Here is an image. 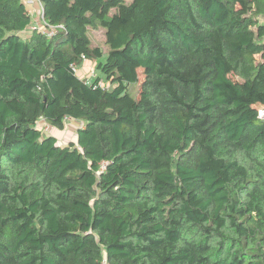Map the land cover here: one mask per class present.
<instances>
[{
    "label": "trees",
    "instance_id": "1",
    "mask_svg": "<svg viewBox=\"0 0 264 264\" xmlns=\"http://www.w3.org/2000/svg\"><path fill=\"white\" fill-rule=\"evenodd\" d=\"M36 1L0 0V264H264V0Z\"/></svg>",
    "mask_w": 264,
    "mask_h": 264
},
{
    "label": "rangeland",
    "instance_id": "2",
    "mask_svg": "<svg viewBox=\"0 0 264 264\" xmlns=\"http://www.w3.org/2000/svg\"><path fill=\"white\" fill-rule=\"evenodd\" d=\"M37 6H35V13L32 12L31 17L33 18V23L32 25H36L39 26L40 28H42V25L40 24L41 20H40V8L38 7V4H36ZM31 10L33 11V7L31 8ZM38 12H39V18H38ZM91 41L93 45H98L103 47V49H106L105 44H104V34H103V30L102 29H94L91 30L89 32ZM143 80V75L141 73V70H139V82L131 89V91L133 92V94H135L136 96H138L139 94V84H141ZM39 123L44 124L43 121H41V119L39 120ZM66 125V124H65ZM69 124H67L66 126H68ZM77 125H75L74 127H67V130L63 131V132H49V134L51 135H56L58 137V141L60 145H67L70 142H75L76 141V133L74 128H76ZM47 127V126H46ZM50 127V126H49ZM43 131H45V129L43 128ZM46 132V131H45ZM58 143V142H57Z\"/></svg>",
    "mask_w": 264,
    "mask_h": 264
},
{
    "label": "built area",
    "instance_id": "3",
    "mask_svg": "<svg viewBox=\"0 0 264 264\" xmlns=\"http://www.w3.org/2000/svg\"><path fill=\"white\" fill-rule=\"evenodd\" d=\"M36 4H38V7H40L39 2H37L36 0H27V6H29L31 8L33 7L35 9V6H37ZM29 11L31 13L32 10H29ZM43 26H44V22H43ZM32 28H36V26L32 27ZM53 32H54V30L50 31L48 33V35L52 34ZM82 59H83L82 66L81 67H73L74 71L81 78L90 79V78L94 77L95 76V68H94L93 63L90 60L86 59L84 56H82ZM100 84L105 85V87H108V84H105V83H102V82ZM258 118L264 122V109L258 110ZM41 121L44 122L43 119H41ZM68 121H70V120L67 119V122ZM37 127L39 129H42V130L44 128L46 132L50 131V129H51V127H49L48 124H46L45 122H44V124H41V123H39V121L37 122Z\"/></svg>",
    "mask_w": 264,
    "mask_h": 264
},
{
    "label": "crops",
    "instance_id": "4",
    "mask_svg": "<svg viewBox=\"0 0 264 264\" xmlns=\"http://www.w3.org/2000/svg\"><path fill=\"white\" fill-rule=\"evenodd\" d=\"M36 12V11H35ZM67 124H69L68 126H66ZM66 125H65V128L62 130V131H60V130H57V129H50V130H52L51 132H63V131H65V130H67V127L68 128H70V127H74L75 125H77L76 126V128H74V130H75V133H76V136H77V129H78V127L80 126V122H77V121H73V120H70V121H68L67 123H66ZM71 129V128H70ZM56 139H57V141H58V137L56 136V135H53ZM58 144H59V141H58Z\"/></svg>",
    "mask_w": 264,
    "mask_h": 264
}]
</instances>
